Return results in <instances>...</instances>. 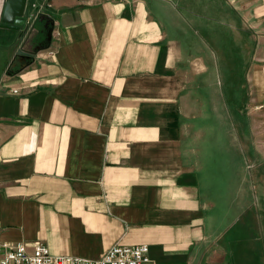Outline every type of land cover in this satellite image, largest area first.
<instances>
[{
    "label": "crops",
    "instance_id": "0c3cea01",
    "mask_svg": "<svg viewBox=\"0 0 264 264\" xmlns=\"http://www.w3.org/2000/svg\"><path fill=\"white\" fill-rule=\"evenodd\" d=\"M44 1L32 47L52 40L17 74L28 32L0 28V243L88 260L145 244L155 264H241L240 246L264 242L230 236L264 224V0H220L246 37L249 90L232 100L207 77L212 29H184L175 0L27 9Z\"/></svg>",
    "mask_w": 264,
    "mask_h": 264
},
{
    "label": "rangeland",
    "instance_id": "374dc122",
    "mask_svg": "<svg viewBox=\"0 0 264 264\" xmlns=\"http://www.w3.org/2000/svg\"><path fill=\"white\" fill-rule=\"evenodd\" d=\"M175 2L177 3V5H175L176 11H179L178 13L180 17L179 23L183 22L182 26H184V29L187 28L185 22H188V24H192L190 25L191 27L193 25L195 28L196 26H200V27L207 26L208 28L212 29L208 37L211 45L210 51H207L204 54L205 59L207 61H210L212 68L211 71H209L210 73L209 72L207 73L208 75H210L207 76L208 79L210 77L209 80H213L212 77H216V88H219L221 92L223 91L228 99L231 100L233 99V97L231 96H233L234 91L236 89L239 90L240 88H242L243 93L245 94L247 92V89L249 90L248 87L249 84H247L246 81L248 75V69L244 65L248 58H246L247 54L243 52V50L241 49L240 42L246 41V37L244 33L242 37L238 36L237 35L238 33L231 27L232 25L231 26L229 25L232 22L229 19H225L222 6L220 5V0H212L210 3H208V0H175ZM159 13H160L159 15L164 20H167V17L162 10H159ZM198 14H200V16L199 19H197L196 21L195 20L196 18L194 19L192 17L193 15H198ZM202 16L205 17L207 20H204ZM219 28L222 30H226L227 33L230 32L233 35V37L230 38L227 37L228 41H226L225 44L223 42L224 37H222V33H221L222 31L220 32L216 30ZM193 41H194L195 50L196 51L202 50V43H203L202 40L195 38V40L193 39ZM233 42H236L237 45L239 44L238 47L234 46ZM195 55H198V52H196ZM240 62H242V67H240ZM219 65H221L222 68H220ZM207 74H205V76ZM202 80L203 77H200L197 83L199 84L200 82H202ZM229 124H227L228 130H229ZM228 135H230V133ZM232 156L234 157L235 155L233 154ZM257 169L259 173H264L263 160L259 161V165ZM226 185L229 188L233 189L235 186V182H233L231 179H228L226 181ZM242 186H243V190L246 189L250 190L251 187L250 180L247 179V181H244ZM220 189L224 190L226 188H220ZM245 201L248 202L249 199L244 197V202ZM255 225L256 224H254V227ZM242 226H243L242 229H237V231L232 230L230 236L231 237L242 236L243 241H247V240L250 241L256 237L264 238V224L260 226L259 233L257 232L258 230H256L252 226V224H243ZM256 242L243 244L236 250L238 253L240 252L243 253L242 255L243 260L242 262H240L241 264H264L263 261L264 242L262 243L260 242L261 244L260 243L257 244ZM226 247L231 249V246H226ZM245 258H247V260Z\"/></svg>",
    "mask_w": 264,
    "mask_h": 264
},
{
    "label": "built area",
    "instance_id": "2783aa9c",
    "mask_svg": "<svg viewBox=\"0 0 264 264\" xmlns=\"http://www.w3.org/2000/svg\"><path fill=\"white\" fill-rule=\"evenodd\" d=\"M48 8L47 1L33 4L32 11L28 10V30L35 19ZM17 93V91H14ZM32 248V251H30ZM0 264H155L150 256L148 245L121 246L111 248L101 259L88 260L75 256L60 257L51 253L43 243L29 247L25 243L11 245L0 243Z\"/></svg>",
    "mask_w": 264,
    "mask_h": 264
},
{
    "label": "water",
    "instance_id": "95a60500",
    "mask_svg": "<svg viewBox=\"0 0 264 264\" xmlns=\"http://www.w3.org/2000/svg\"><path fill=\"white\" fill-rule=\"evenodd\" d=\"M27 4L28 0H5L4 11L0 20V28L28 32V36L24 42V46L18 50L15 61L13 62V65L9 70V72L14 74H17L21 71L20 66H17L16 68L13 67L15 64H17V60L19 57H24L27 60L32 61L38 51L44 48V43H50L52 40V31L50 30L46 41L44 38L40 46L36 48L32 47V40L34 38V35L37 33L38 22L40 20L48 19L49 17L45 14H40L28 30L29 26L27 25Z\"/></svg>",
    "mask_w": 264,
    "mask_h": 264
},
{
    "label": "trees",
    "instance_id": "16d2710c",
    "mask_svg": "<svg viewBox=\"0 0 264 264\" xmlns=\"http://www.w3.org/2000/svg\"><path fill=\"white\" fill-rule=\"evenodd\" d=\"M39 22H40V21H39ZM39 22H38V23H39ZM46 45H47V43L45 42V43H44V47H45Z\"/></svg>",
    "mask_w": 264,
    "mask_h": 264
},
{
    "label": "flooded vegetation",
    "instance_id": "af4514ba",
    "mask_svg": "<svg viewBox=\"0 0 264 264\" xmlns=\"http://www.w3.org/2000/svg\"><path fill=\"white\" fill-rule=\"evenodd\" d=\"M47 36V35H46ZM48 37V36H47ZM47 37H45V41L47 40Z\"/></svg>",
    "mask_w": 264,
    "mask_h": 264
}]
</instances>
